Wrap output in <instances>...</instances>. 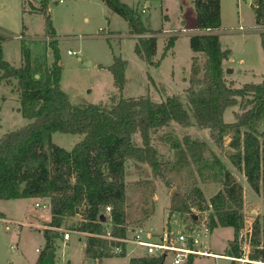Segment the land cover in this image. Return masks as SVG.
<instances>
[{
  "label": "trees",
  "instance_id": "1",
  "mask_svg": "<svg viewBox=\"0 0 264 264\" xmlns=\"http://www.w3.org/2000/svg\"><path fill=\"white\" fill-rule=\"evenodd\" d=\"M101 1L127 23L130 34L138 36L134 48L137 57L157 66L153 58L159 32L144 24L136 8L121 0ZM191 2L200 33L189 38L193 56L185 89L186 106L163 86L161 102L147 96L123 97L127 64L116 55L105 69L113 77L118 96L114 94L109 104H71L60 86L62 67L56 34L50 17L42 11L46 0H40L43 7L36 10L44 15L50 64L32 62L29 49L23 45L24 64L13 67L3 58L5 38L0 35V81L14 87L18 93V112L30 120L0 138V200L48 199L51 228H61L65 219L78 216L75 231L87 234L83 241L87 259L125 257L113 255L108 242L99 236L104 234L108 221L115 237L125 236L127 161L146 165L151 176L166 187L175 184L168 219L176 212L188 213V199L194 196L199 200L200 210L210 211L207 220L210 232L217 227L234 230L228 256H238L236 238L243 222V188L208 144L198 138L185 135L170 139L173 159L160 160L152 138L172 122L188 127L194 120L198 127L209 130L218 148L229 135L231 164L243 173L250 189L261 196L264 204V78L258 84L247 83L240 88L225 81L222 61L229 57L230 51L221 49L217 35L221 29L220 0ZM251 8L256 28L261 30L260 46L264 54V0H254ZM176 39L175 36L167 39L162 58ZM199 54L204 56L202 66ZM236 105L241 112L234 114L233 122H224L225 110ZM53 133L80 135L83 139L66 151L53 144ZM137 134L141 146L133 141ZM199 183H220L221 188L206 201ZM105 207L111 208L109 215L104 214ZM0 216L3 218L1 213ZM57 235L54 230L43 231L45 243L35 264H54ZM251 244L250 258L264 264V217L253 222ZM192 262L191 259L186 264ZM128 264L164 263L161 257L140 256L130 258Z\"/></svg>",
  "mask_w": 264,
  "mask_h": 264
},
{
  "label": "rangeland",
  "instance_id": "2",
  "mask_svg": "<svg viewBox=\"0 0 264 264\" xmlns=\"http://www.w3.org/2000/svg\"><path fill=\"white\" fill-rule=\"evenodd\" d=\"M121 2L136 8L141 20L151 30L161 31L156 35V54L153 58V62L158 65L148 64L137 57L134 46L135 41L137 44L138 36L131 38L128 35L127 23L104 7L99 0H46V8L42 11L50 17L55 30L59 64L62 67L60 80L62 91L74 105L109 104L110 98L117 94V92L110 94L115 88L113 77L107 69L103 70L98 66L111 65L113 55H116L127 64L126 83L121 92L123 97L147 96L154 102H161L164 100L163 86L169 94L179 96L186 106L185 89L189 85L188 76L193 55L189 38L195 28L193 4L190 0H121ZM147 2L149 4L147 13L141 14L142 6ZM245 4V0H240L238 9L235 0H220L219 37L225 50L239 51L242 44L241 35L252 34L255 31L254 12ZM40 7H43L40 6V0H0V35L5 38L2 43L3 58L13 67L19 68L24 64L21 52L23 45L29 49L32 62L37 60L42 65H48L52 61V56H49L50 49L47 47L48 39L45 37L44 15L36 10ZM174 35L179 37L173 55L166 54L162 58L167 39ZM68 51L73 54L68 55ZM198 59L199 65L202 66L204 56L199 54ZM231 60L232 64H236L238 59L234 56ZM254 68L251 70L246 67L236 72L232 76L234 82H230V75L224 73L225 81L235 88L247 83L258 84L264 78V64L259 63ZM18 108L17 91L12 85L0 81V138L30 122L22 117ZM240 112L239 105L226 109L223 115L224 122H233L234 114ZM185 135L205 141L235 180L245 188L242 210L244 219L254 221L256 218L264 217L261 196L250 189L243 173L236 169L228 158L233 153L228 147L229 135L224 137L223 146L218 148L210 138L209 130L198 127L194 120L188 127L172 122L169 127L160 130L152 138L159 159L171 161L174 152L169 140L181 139ZM51 136L53 144L66 151H70L80 140V136L71 134L53 133ZM133 141L141 146L138 134L133 136ZM125 168L128 172L125 183L129 228H144L145 235H149L161 232L166 223H169L171 228L181 229L183 225L190 223L193 216L199 225L203 221L207 222L210 211L200 210L197 207L199 200L194 196L188 199L190 204L188 213L176 212L168 219L170 202L176 194L175 184L166 187L159 179L151 176L149 168L144 164L127 161ZM143 182H150L151 185L145 186ZM198 187L204 199L208 201L221 188V184L199 183ZM151 193L153 197L156 195V203ZM38 202V199L0 200V212L4 215L3 218L0 216V264H35L45 240L43 231L32 225L38 222L39 216L48 218L50 214L47 209L35 208L34 204ZM78 222V216L63 221L60 229L62 232L71 231L70 240L63 241L62 234L58 232L54 241V264H128L132 256L144 255V249L138 248L133 255H126V258L113 257L103 261L87 259L84 255V236L75 231ZM233 238L232 228H215L206 235L204 241L218 257L195 258L192 264H231L226 255Z\"/></svg>",
  "mask_w": 264,
  "mask_h": 264
},
{
  "label": "built area",
  "instance_id": "3",
  "mask_svg": "<svg viewBox=\"0 0 264 264\" xmlns=\"http://www.w3.org/2000/svg\"><path fill=\"white\" fill-rule=\"evenodd\" d=\"M148 5H143L140 13H147ZM73 54L68 51V55ZM39 202L34 204L35 208L47 209L50 212V202L48 199H38ZM111 212L110 207L104 208V214L109 215ZM105 216V215H104ZM193 216V215H191ZM243 216V214H242ZM190 223L183 225L181 229L171 228L166 223V227L161 232L151 233L145 235L144 230L141 228H129L126 227V233L124 237H115L112 234V225L108 221L105 225L106 229L103 235L99 236L101 239L106 240L111 248L113 255L118 256L124 254L133 255L136 249H144V255L146 257L162 258L164 264H186L189 260H194L199 257H212L214 255L206 242L204 241L206 235L210 232L207 226V222L203 221L197 224L194 216L191 217ZM255 220V219H254ZM9 223V221L4 220ZM50 219L39 216L38 222L32 227L44 230H54L62 234L63 241L70 239L71 231H63L60 228H51L48 226ZM253 222L245 220L243 217L242 225L237 233L236 246L238 249V256L231 255L229 260L232 264H258L260 261L252 260L250 258L252 254V234H253ZM8 229V226L6 227ZM84 237L85 233H80ZM13 248V247H12ZM131 248V249H130ZM38 251V250H36ZM140 257V256H132ZM263 264V263H261Z\"/></svg>",
  "mask_w": 264,
  "mask_h": 264
},
{
  "label": "crops",
  "instance_id": "4",
  "mask_svg": "<svg viewBox=\"0 0 264 264\" xmlns=\"http://www.w3.org/2000/svg\"><path fill=\"white\" fill-rule=\"evenodd\" d=\"M93 1H95V0H93ZM101 3H102V5L104 6V7H106V5L104 4V2H102L101 0H99ZM191 1V0H190ZM222 1V0H221ZM236 1V5H237V8L239 9L240 8V0H235ZM253 1L254 0H245V5H247L248 7H250L251 8V5H252V3H253ZM192 3V2H191ZM146 5H149L148 4V2L146 3ZM194 7V6H193ZM107 8V7H106ZM194 12H195V10H194ZM253 12V11H252ZM194 15H195V20H194V23H195V28H193V31H191V33H190V36H192V35H194V34H199L200 32L196 29V14L194 13ZM254 15V14H253ZM255 16V15H254ZM165 19H166V17H165ZM87 20V19H86ZM182 25H184V22H182L181 23ZM256 25V24H255ZM128 26V25H127ZM240 28V27H239ZM155 31V30H154ZM182 31H184V29H182ZM161 31H159V33H160ZM260 32H261V30L260 29H258V28H255V31L254 32H252V34H250V33H246V34H244V35H241V48H240V50L239 51H233V50H230V49H228L229 51H230V55H229V57L227 58V59H225V60H223L222 61V67H223V70H224V73L225 74H229L230 76V82H234V80L232 79V76L236 73V72H238V71H240V70H242L243 68H249V69H255L254 67L255 66H257V64H259V63H263L264 64V54H263V51H262V49H261V46H260V37H259V34H260ZM220 33H221V31L219 32H217V35L219 36L220 35ZM128 35L131 37V38H133V37H137L136 35H132V34H130L129 33V28H128ZM157 35V34H156ZM175 36V35H174ZM177 39H176V41H175V43H174V45H173V47L167 52V55L168 54H172L173 55V53H174V48H175V46H176V42H177V40H178V35H176L175 36ZM157 39V38H156ZM219 41H220V37H219ZM221 42V41H220ZM135 45H136V41H135ZM220 45H221V49L222 50H225V49H223V47H222V44L220 43ZM134 48H135V46H134ZM49 56H50V54H49ZM193 56V55H192ZM191 56V57H192ZM234 56H236L237 57V62H236V64H232V58L234 57ZM87 65H88V63H87ZM110 66V65H109ZM100 69H103L104 70V68H106V67H108L107 65H99L98 66ZM103 67V68H102ZM153 81V80H152ZM154 82V81H153ZM113 92H115L116 93V89L114 88V91H112V92H110V94L111 93H113ZM74 105V104H73ZM53 135V134H52ZM77 136H80V135H77ZM51 138H52V136H51ZM83 139V136H80V140L79 141H81ZM127 176H125V178H126ZM243 188V187H242ZM243 192H245V188H243ZM153 201H155V203H156V195H155V197H153ZM1 213V212H0ZM2 214V213H1ZM173 214H176V213H173ZM172 214V215H173ZM3 215V214H2ZM172 215H171V217H172ZM4 216V215H3ZM49 219H50V214H49V217H48ZM47 218V219H48ZM74 218H76V217H73L72 219H74ZM144 229V228H143ZM70 240V239H69ZM226 257L228 258L229 256L228 255H226ZM114 258H116V257H114ZM124 258H126V257H124ZM229 259V258H228ZM104 260V259H103ZM102 260V261H103ZM129 262V261H128Z\"/></svg>",
  "mask_w": 264,
  "mask_h": 264
},
{
  "label": "water",
  "instance_id": "5",
  "mask_svg": "<svg viewBox=\"0 0 264 264\" xmlns=\"http://www.w3.org/2000/svg\"><path fill=\"white\" fill-rule=\"evenodd\" d=\"M101 220H104V216L101 217Z\"/></svg>",
  "mask_w": 264,
  "mask_h": 264
}]
</instances>
